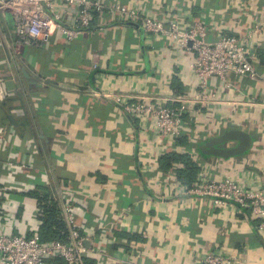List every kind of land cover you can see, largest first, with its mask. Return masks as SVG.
Returning <instances> with one entry per match:
<instances>
[{"label":"crops","instance_id":"obj_1","mask_svg":"<svg viewBox=\"0 0 264 264\" xmlns=\"http://www.w3.org/2000/svg\"><path fill=\"white\" fill-rule=\"evenodd\" d=\"M101 1L150 18L203 22L208 40L254 32L250 52L261 75L229 77V94L212 79L219 98L190 104L181 144L158 136L154 122L132 120L112 98L173 96L176 102L167 104L179 106L193 96L192 55L170 38L145 35L139 22L118 14L104 20L95 14L73 41L53 35L38 47L22 46L11 15L0 14V179L12 189L11 216L18 204L14 231L40 230L30 193H47L59 209L72 201L77 225L112 233L98 264H194L208 251L264 264V238L250 210L217 209L191 196L162 200L153 186L157 176L173 177L184 167L164 170L161 160L170 153L185 155L197 177L207 170L215 179H264V0ZM71 19L64 16L67 24ZM8 162L16 167L7 169Z\"/></svg>","mask_w":264,"mask_h":264},{"label":"built area","instance_id":"obj_2","mask_svg":"<svg viewBox=\"0 0 264 264\" xmlns=\"http://www.w3.org/2000/svg\"><path fill=\"white\" fill-rule=\"evenodd\" d=\"M0 14L11 15L15 42L22 46L38 47L41 43L38 40H47L53 35L73 41L88 30L95 14L103 20L118 14L122 21L139 22V29L143 34L170 38L179 49L191 54L193 59L190 68L197 77L198 84L193 90V96L187 98L186 102L180 101L179 106L167 104L168 101L176 102L173 96L147 101L125 98L122 95L112 97L102 93L115 98L132 120L138 123L154 122L153 131L164 139L175 140L187 131L185 115L192 116L194 111V108H189L190 104L203 107L209 101L217 102L220 93L211 88L212 79L220 81L221 93L229 94L234 89L229 77L257 80L261 75L254 65L256 56L250 52V39L254 32L246 38L230 34L219 36L216 40H208V30L203 22L187 25L177 18H150L139 15L132 6H122L117 1L105 5L101 0H0ZM66 15L72 17L70 24L64 20ZM51 27L54 28L52 34ZM3 96L0 78V101ZM139 133H144L143 128ZM11 167L13 169L16 164L6 163L7 169ZM175 173L176 171L173 177L166 173L164 179L158 176L154 179V189L162 200L168 197L178 199L191 196L217 209L234 205L240 211L250 210L252 219L257 222L254 227L264 238L262 176L247 179L226 176L215 179L207 170H203L194 182L186 185ZM29 189L31 188H26L25 191ZM11 191L9 182L0 179V264H85V260L89 258L97 264L101 261L103 242L108 234L112 233L106 230L97 233L93 229L86 230L77 225L74 207L69 198L64 199L60 208V217L67 228L65 240L45 242L40 237L39 228L30 227V234L14 231L16 225L13 219L18 204L12 206L14 214L11 216ZM33 217L39 218V223L43 218L38 205L33 211ZM194 264H238V257L208 251Z\"/></svg>","mask_w":264,"mask_h":264},{"label":"trees","instance_id":"obj_3","mask_svg":"<svg viewBox=\"0 0 264 264\" xmlns=\"http://www.w3.org/2000/svg\"><path fill=\"white\" fill-rule=\"evenodd\" d=\"M260 63L264 65V53L260 54ZM171 84L173 85V83ZM186 137V135H183L175 140L182 144L186 141ZM177 163H182L184 165L182 169L176 170L177 177L181 182L189 185L197 179V169L194 164L188 161L185 155L170 153L165 155L161 160L164 170L171 169ZM30 196L34 199L43 214L42 225L40 227L41 239L45 242L53 240L64 241L67 228L60 217V209L58 208L57 202L47 193L41 194L39 192H32ZM85 264H94V260L89 258L85 260Z\"/></svg>","mask_w":264,"mask_h":264}]
</instances>
